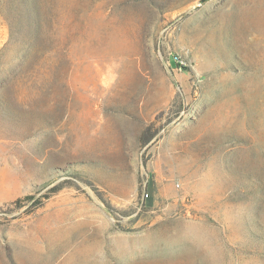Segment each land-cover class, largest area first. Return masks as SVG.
Listing matches in <instances>:
<instances>
[{"label": "rangeland", "instance_id": "rangeland-1", "mask_svg": "<svg viewBox=\"0 0 264 264\" xmlns=\"http://www.w3.org/2000/svg\"><path fill=\"white\" fill-rule=\"evenodd\" d=\"M0 264H264V0H0Z\"/></svg>", "mask_w": 264, "mask_h": 264}, {"label": "trees", "instance_id": "trees-1", "mask_svg": "<svg viewBox=\"0 0 264 264\" xmlns=\"http://www.w3.org/2000/svg\"><path fill=\"white\" fill-rule=\"evenodd\" d=\"M179 66H181V67H182L183 65H179ZM184 70H187V69H186V67H184Z\"/></svg>", "mask_w": 264, "mask_h": 264}, {"label": "bare ground", "instance_id": "bare-ground-1", "mask_svg": "<svg viewBox=\"0 0 264 264\" xmlns=\"http://www.w3.org/2000/svg\"><path fill=\"white\" fill-rule=\"evenodd\" d=\"M243 16V15H242Z\"/></svg>", "mask_w": 264, "mask_h": 264}]
</instances>
